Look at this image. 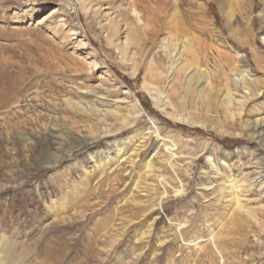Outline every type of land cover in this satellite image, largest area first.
<instances>
[{
	"label": "rangeland",
	"instance_id": "1",
	"mask_svg": "<svg viewBox=\"0 0 264 264\" xmlns=\"http://www.w3.org/2000/svg\"><path fill=\"white\" fill-rule=\"evenodd\" d=\"M256 124L264 0H0L5 264H264Z\"/></svg>",
	"mask_w": 264,
	"mask_h": 264
},
{
	"label": "bare ground",
	"instance_id": "2",
	"mask_svg": "<svg viewBox=\"0 0 264 264\" xmlns=\"http://www.w3.org/2000/svg\"><path fill=\"white\" fill-rule=\"evenodd\" d=\"M132 12L135 13V14L137 13L136 9H134V8L132 9ZM158 20L160 21L159 18H158ZM154 33H156V29H155ZM122 44H121L122 47H124V48H125V46L128 47L131 44L130 37H128L127 41L123 42ZM176 48H177V46H174V47L172 46V52H174L176 50ZM190 66H191V64L188 65L187 68H189ZM195 66H196V64H195ZM195 75H196V79L198 81L199 80H203V79H204L205 82L207 81L205 84H203L202 89L199 91L200 97L208 99L209 101H211V99H212L214 102H216V100H218V98H219L220 92H218V91L214 92L213 91V89H212V87L210 85L209 79H208L209 75H210L209 72L207 70L196 71V73L193 76V79H195ZM234 76H235V80H236V81L234 80V82H236V84L240 87V89H242L243 91H245V90L249 91L250 95L256 94V89H254L253 91L252 90L250 91L249 88L247 87V78L249 79V77H246V75L243 74V73H237V72L234 73ZM249 81L251 83H253V84L255 83V81L252 80V79H249ZM232 97H233L232 92L227 90L225 92V98L227 100V101H225V105H226L225 107L228 110L230 109V106H231V102H232V99H233ZM209 106H211V104H209ZM116 117H119V116H116ZM187 119H189V118H187ZM200 123L203 124L202 122H200ZM249 130L252 131V136L253 137H257L259 139V142L261 143V145L264 146V136H263L264 129L259 127L258 124H256V125H254L252 127L249 126ZM108 132H110V131H108ZM73 150H74V148H70L63 156H56V155H54L52 153H48V155L53 158V162L57 163V162L61 161L62 159L68 157L70 155V153L73 152ZM261 154H262V157H261V160H260L261 161L260 162L261 163V167L259 168V174H261V176H262V174L264 172V151H261ZM55 158H56V160H54ZM263 180H264V177H263ZM1 232L2 233H0V264H5L6 258L4 256L8 252V248L7 247H8V242L10 241V239L8 240V238L6 236L7 232L5 233V231H3V230H1Z\"/></svg>",
	"mask_w": 264,
	"mask_h": 264
}]
</instances>
